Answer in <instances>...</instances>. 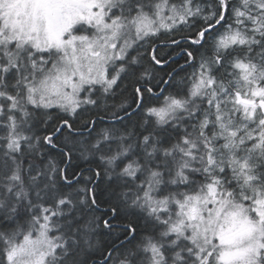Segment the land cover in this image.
Returning <instances> with one entry per match:
<instances>
[{
  "label": "snow or ice",
  "instance_id": "6c2138e0",
  "mask_svg": "<svg viewBox=\"0 0 264 264\" xmlns=\"http://www.w3.org/2000/svg\"><path fill=\"white\" fill-rule=\"evenodd\" d=\"M161 33L189 45L194 71L175 83L179 72L156 80L141 55ZM121 84L133 127L93 138L94 119L76 125ZM45 146L95 167L69 176ZM101 221L119 229L107 244ZM97 253L264 264V0H0V264H97Z\"/></svg>",
  "mask_w": 264,
  "mask_h": 264
},
{
  "label": "trees",
  "instance_id": "16d2710c",
  "mask_svg": "<svg viewBox=\"0 0 264 264\" xmlns=\"http://www.w3.org/2000/svg\"><path fill=\"white\" fill-rule=\"evenodd\" d=\"M199 2V0H198ZM204 3H212L213 0H203ZM202 22V21H201ZM198 26V25H197ZM187 33H185L186 35ZM175 39L179 40L181 38L180 33H176L174 36ZM172 36H169L167 33H161L158 38L152 37L150 38L149 43L145 44L144 48L141 49V55L144 58V64L145 66L149 67L150 72L155 75L156 80H160L161 78L167 79L166 73L172 72L174 75L176 72H179V75L175 76V82H178L181 80L182 77L190 75L194 68L190 66L189 64H186L185 61L187 59L186 53L183 51L185 47H188V42L185 40L180 45L172 43ZM154 41V44H153ZM155 47L156 49V56L163 62H167L170 59L179 56L177 59L169 61L167 65H157L155 64L151 57H152V47ZM146 49V51H145ZM185 64L183 70L181 68L179 70L174 71V69L180 65ZM174 71V72H173ZM163 87V85H161ZM131 92V88L125 87L124 84H121L120 87L116 88L111 94L107 95L103 98L101 101L99 107H95L92 105L86 106L90 111L81 113L80 116L75 117L76 125L79 126L84 119H94L96 121L95 130L92 131L91 135L94 138L98 132L101 130L110 127L111 125L117 124L116 120H112L111 117L113 113H116L115 111L118 109H122V105L126 103V98H129ZM95 98V96L93 97ZM54 114L56 112L55 109L51 110ZM121 116V115H120ZM125 118H127L125 116ZM124 118V119H125ZM140 117L133 116L132 120H129L127 118V123L124 124V126H127L129 128L133 127V125L136 123V121ZM70 120L73 119V117H69ZM116 126V125H115ZM120 126V125H117ZM121 128V127H117ZM39 133L43 134V132L46 130L45 125L41 124L38 126ZM91 129V125H89V128L81 129V132L79 134V139L82 140H88L89 139V131ZM122 129V128H121ZM65 142V135L62 134L59 136V139L57 140L58 144H63ZM71 147V145H69ZM79 147V146H77ZM46 148V155L53 161H55L57 164H59L60 167L67 168L69 176H73L75 173H79L81 170H84L87 172V169L89 167L94 168L95 164H89L87 163L80 155V151L74 149L71 159L63 155V152L58 148H50L48 146H45ZM99 188L97 189L98 192V199L100 200L101 204L104 203V201L108 198L110 192L107 189V185L103 181H99ZM103 211V208L98 210L97 215H100ZM107 218V217H105ZM114 225L118 223H123V221H112ZM140 227L137 229V237L136 239L139 240L143 236V222H139ZM100 235L97 237V239L102 244H107L112 239L116 237V235L119 234V229L117 228L115 231L109 233L107 229H104L103 223L101 221L100 223ZM115 255V253H114ZM95 259L97 260V264H99L100 255L97 253Z\"/></svg>",
  "mask_w": 264,
  "mask_h": 264
},
{
  "label": "bare ground",
  "instance_id": "6f19581e",
  "mask_svg": "<svg viewBox=\"0 0 264 264\" xmlns=\"http://www.w3.org/2000/svg\"><path fill=\"white\" fill-rule=\"evenodd\" d=\"M115 112L118 113L119 115H121V117L125 118V116H124V112H123L122 109H118V110H116ZM126 120H127V118H125V119L123 120V124L121 123V121L116 120V122H117V124H115L116 127H121V128L125 127L124 124L127 123ZM117 125H120V126H117ZM141 130H142V129H141Z\"/></svg>",
  "mask_w": 264,
  "mask_h": 264
},
{
  "label": "flooded vegetation",
  "instance_id": "af4514ba",
  "mask_svg": "<svg viewBox=\"0 0 264 264\" xmlns=\"http://www.w3.org/2000/svg\"><path fill=\"white\" fill-rule=\"evenodd\" d=\"M178 57H179V56H177L176 59H177ZM182 65L184 66L185 64L183 63V64L178 65V66L174 69V71L179 70V69L181 68ZM174 71H173V72H174ZM167 78H168V77H167ZM163 87H166V86L163 85ZM168 90L170 91L171 89H168Z\"/></svg>",
  "mask_w": 264,
  "mask_h": 264
},
{
  "label": "water",
  "instance_id": "95a60500",
  "mask_svg": "<svg viewBox=\"0 0 264 264\" xmlns=\"http://www.w3.org/2000/svg\"><path fill=\"white\" fill-rule=\"evenodd\" d=\"M175 59H176V57H174V58L170 59L169 61H172V60H175ZM169 61H167V62L163 63V65H167V64L169 63Z\"/></svg>",
  "mask_w": 264,
  "mask_h": 264
}]
</instances>
